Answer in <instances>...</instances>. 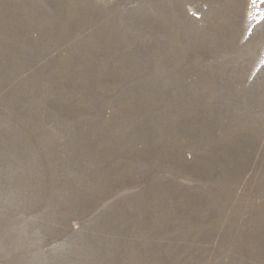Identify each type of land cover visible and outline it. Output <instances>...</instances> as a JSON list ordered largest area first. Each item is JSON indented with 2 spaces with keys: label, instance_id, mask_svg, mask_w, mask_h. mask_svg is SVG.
Masks as SVG:
<instances>
[{
  "label": "rangeland",
  "instance_id": "1",
  "mask_svg": "<svg viewBox=\"0 0 264 264\" xmlns=\"http://www.w3.org/2000/svg\"><path fill=\"white\" fill-rule=\"evenodd\" d=\"M0 264H264V0H0Z\"/></svg>",
  "mask_w": 264,
  "mask_h": 264
}]
</instances>
